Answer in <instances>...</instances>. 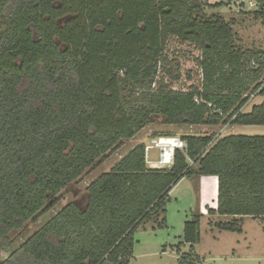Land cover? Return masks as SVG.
<instances>
[{
	"label": "trees",
	"instance_id": "1",
	"mask_svg": "<svg viewBox=\"0 0 264 264\" xmlns=\"http://www.w3.org/2000/svg\"><path fill=\"white\" fill-rule=\"evenodd\" d=\"M206 6L0 0V252L50 197L149 124L264 126V102L242 112L251 94L264 97V52L237 48L235 22ZM67 13L73 19L60 28ZM181 47L199 54L197 84L192 69L182 73ZM183 141L186 151L176 150L168 168H149L145 146L134 147L88 186L83 206H65L1 264H129L135 231L165 215L182 178H217L208 214L232 218L214 225L221 232L240 234L244 217L264 218V136ZM199 227V215L185 222L176 249L190 248L178 264L203 263Z\"/></svg>",
	"mask_w": 264,
	"mask_h": 264
},
{
	"label": "rangeland",
	"instance_id": "2",
	"mask_svg": "<svg viewBox=\"0 0 264 264\" xmlns=\"http://www.w3.org/2000/svg\"><path fill=\"white\" fill-rule=\"evenodd\" d=\"M256 0H206L205 12L208 15H218L226 21L233 20L232 25L234 40L237 48L246 52H264V16L254 14L256 9L249 8L248 2ZM220 5V7H213ZM67 19L59 25L67 23ZM59 22V21H58ZM66 22V23H65ZM168 48L171 56L174 52L173 44ZM184 56H177L182 66V73L186 69H192L194 82L199 83L197 76L198 53L189 47H181ZM172 58V56H171ZM264 102V97L255 96L250 98L242 109L243 113L250 112L252 106ZM170 126L161 121L149 124L136 136L129 140H123L118 148L112 151L102 160V163L88 170L77 180L69 184L58 196L50 197L46 210L40 212L17 231L9 235V246L0 252V264L7 260L22 243L40 230L52 218H54L65 206L77 202L83 206L86 202V190L102 174L108 173L123 157H125L137 145L145 146V161L147 156L153 163L158 160V149L154 143L161 138L165 149V157L172 155L169 147V139H186L187 137L214 136V140L220 139L222 135H264V127L259 126ZM236 133V134H234ZM167 141V142H166ZM147 147L152 149L146 150ZM149 149V148H148ZM164 157V159H165ZM147 164V162H146ZM191 168L196 169L193 163ZM180 182V181H179ZM179 185L171 191L170 202L166 204L163 228L157 226V222L145 221L140 225L133 235L134 247L129 264H178L179 255L187 253L190 246H181L178 253L176 245L179 244L183 235L185 222L190 221L192 216H200V242L194 247L195 253L202 259V264H264V222L260 219L245 218L240 234L221 232L214 225L226 223L230 218L225 216H211L208 210L216 209V196H212L213 185H205V194L199 193L193 182L183 179ZM203 189V188H202ZM207 198V200L205 199Z\"/></svg>",
	"mask_w": 264,
	"mask_h": 264
},
{
	"label": "built area",
	"instance_id": "3",
	"mask_svg": "<svg viewBox=\"0 0 264 264\" xmlns=\"http://www.w3.org/2000/svg\"><path fill=\"white\" fill-rule=\"evenodd\" d=\"M263 4L264 5V0H256L255 2H248V6L249 8L253 9L255 8L256 11H261V10H264V6L261 10H259V6ZM250 67L254 68L255 67V63L253 61L250 62ZM258 95V91L251 94L250 95V98H253L255 96ZM195 101L197 102V99H195ZM169 140L171 141H174L175 143H173V145H175V147H171L170 150H172V153H173V150L174 148H177L178 150H180L181 152H185L186 151V148H187V144L185 141L181 140V139H174V138H170ZM162 141L161 138L157 141V143L155 142L154 143V147L153 148H157L158 149V160L154 163H159V164H167L168 167L171 166L172 162H173V159L174 157H172L170 159V157L167 159L165 157V149L164 148H161L159 147V142ZM149 148V149H148ZM152 149L151 147H147L146 150H150ZM165 157V159H164ZM147 164H150V163H153L152 161H150L148 159V156H147Z\"/></svg>",
	"mask_w": 264,
	"mask_h": 264
},
{
	"label": "crops",
	"instance_id": "4",
	"mask_svg": "<svg viewBox=\"0 0 264 264\" xmlns=\"http://www.w3.org/2000/svg\"><path fill=\"white\" fill-rule=\"evenodd\" d=\"M233 127H235V126H233ZM232 127V128H233ZM259 127H264V126H259ZM234 134H236V133H234ZM228 136H246V137H255V136H251V135H238V134H236V135H228V134H224V135H222L221 136V138L220 139H222V138H224V137H228ZM257 136V135H256ZM258 136H264V135H258ZM218 140V139H217ZM216 141V140H215ZM159 145L161 146L162 144L161 143H159ZM162 146H164V145H162ZM148 166H149V164H147ZM193 166L196 168L197 167V164H193ZM170 167V166H169ZM166 168H168V167H166ZM183 179H185L186 180V182L188 181V182H193V184H195V187L198 189V191H199V193H201V191H203V193L205 194V189H206V187H205V185L207 184V185H213V191H212V196L209 198V199H213L215 196H216V193H218V182H217V178L216 177H213V176H201V177H198V178H192V179H188V178H182L181 180H179L180 182L183 180ZM180 182H178V183H180ZM176 184L175 186H177V185H179V184ZM174 186V187H175ZM174 187L171 189V191L174 189ZM203 188V189H202ZM171 191L169 192V194L171 193ZM169 197H170V195H169ZM206 200H207V198H205ZM170 200H171V198H170ZM216 204H217V197H216ZM217 208V207H216ZM213 210H215V209H213ZM222 217H225V216H222ZM227 217H229V216H227ZM230 218V220L232 219L231 217H229ZM245 218H250V217H244L243 218V222H244V220H245ZM252 219V218H251ZM253 220H255V219H253ZM260 220H262L263 222H264V218L263 219H260ZM243 222H242V225H243ZM183 236V235H182ZM182 236L179 238L180 239V241H179V243L181 242V240H182ZM202 260V259H201ZM203 262V261H202ZM204 263V262H203Z\"/></svg>",
	"mask_w": 264,
	"mask_h": 264
},
{
	"label": "flooded vegetation",
	"instance_id": "5",
	"mask_svg": "<svg viewBox=\"0 0 264 264\" xmlns=\"http://www.w3.org/2000/svg\"><path fill=\"white\" fill-rule=\"evenodd\" d=\"M58 8H61V6L58 5ZM64 18H66L68 21H67V23L65 22L66 24H63L62 26H60L59 24H60L61 22L64 21ZM72 19H73V16H71V14L67 13L66 15L60 17V18L57 20V24L59 25L60 28H65V27L70 23V21H71ZM58 21H59V22H58Z\"/></svg>",
	"mask_w": 264,
	"mask_h": 264
},
{
	"label": "water",
	"instance_id": "6",
	"mask_svg": "<svg viewBox=\"0 0 264 264\" xmlns=\"http://www.w3.org/2000/svg\"><path fill=\"white\" fill-rule=\"evenodd\" d=\"M263 4H261L260 6H259V10H261L262 8H263ZM166 167H168V165L167 164H159V163H150L149 164V168H151V169H159V168H166Z\"/></svg>",
	"mask_w": 264,
	"mask_h": 264
},
{
	"label": "bare ground",
	"instance_id": "7",
	"mask_svg": "<svg viewBox=\"0 0 264 264\" xmlns=\"http://www.w3.org/2000/svg\"><path fill=\"white\" fill-rule=\"evenodd\" d=\"M166 142H167V141H166ZM173 143H175V142H174V141H171V140L169 141V144H168V145H169V147H168L169 149H170L171 147H175V145H173ZM159 146H160V145H159ZM161 147H162V146H161ZM163 147H164V146H163Z\"/></svg>",
	"mask_w": 264,
	"mask_h": 264
},
{
	"label": "clouds",
	"instance_id": "8",
	"mask_svg": "<svg viewBox=\"0 0 264 264\" xmlns=\"http://www.w3.org/2000/svg\"><path fill=\"white\" fill-rule=\"evenodd\" d=\"M176 150H178V149H177V148H174L173 153H172L170 159H171L172 157H174V154H175V151H176ZM179 151H180V150H179Z\"/></svg>",
	"mask_w": 264,
	"mask_h": 264
}]
</instances>
